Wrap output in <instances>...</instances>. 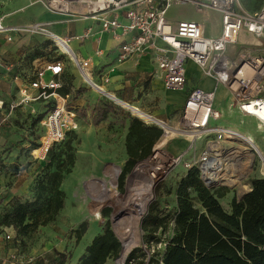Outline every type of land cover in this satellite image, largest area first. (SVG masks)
Instances as JSON below:
<instances>
[{
  "label": "built area",
  "instance_id": "obj_1",
  "mask_svg": "<svg viewBox=\"0 0 264 264\" xmlns=\"http://www.w3.org/2000/svg\"><path fill=\"white\" fill-rule=\"evenodd\" d=\"M40 1L48 10L60 12L69 11V8H60L62 2H68L70 7L87 5L79 18L99 22L103 31L115 33V30H120L121 34L129 36L117 44L116 62L150 54L167 89L183 90L187 82L185 65L189 61L194 63L202 78L210 80L213 85L210 89L195 87L188 92L177 121V131L190 139L185 153L194 150L202 136L210 134L213 138L205 142L199 156L186 166L196 167L202 184L209 189H235L247 169L252 168L256 157L263 165L264 177V156L253 139L239 130L218 124L221 114L216 108L217 89L223 87L230 99L229 107L242 117L252 118L256 128L264 129V0L255 11L245 9L240 0ZM94 2L101 4L89 7V3ZM179 4L190 5L205 16L215 13L219 33L209 35L206 24L201 20H170L167 17L169 8ZM90 33L88 28L80 35L61 37L49 31L43 22L8 26L0 19V35L5 41L11 42L16 36L23 35L47 36L56 47L57 55L68 58L91 89L117 104L131 107L104 90L109 80L106 73L92 72L90 61L79 58L71 49V39L82 42ZM63 68L61 60L44 59V65L36 70L33 80L18 90L17 99L5 103L0 97V111L12 112L35 101H43L47 105L38 120L41 131L38 146L31 151L38 161L45 158L52 144L64 138L69 128L77 125L76 113L68 108L67 98L56 93L61 86L59 76ZM150 121L164 134L166 128H170L162 120L152 118ZM248 153L253 155L252 161H249ZM1 173H5L3 167H0ZM11 176L17 177L16 174ZM3 184L0 199L7 195L4 191L10 183L6 177ZM9 230L0 232L6 242L14 238ZM10 257L16 258L14 254ZM1 264H5V260Z\"/></svg>",
  "mask_w": 264,
  "mask_h": 264
},
{
  "label": "rangeland",
  "instance_id": "obj_2",
  "mask_svg": "<svg viewBox=\"0 0 264 264\" xmlns=\"http://www.w3.org/2000/svg\"><path fill=\"white\" fill-rule=\"evenodd\" d=\"M8 1L10 0H0V18L6 13L7 5L5 4ZM240 1L248 11L257 10L263 2V0ZM40 4L42 5L41 1ZM68 8V12L51 11L70 14L73 15L74 18H78L79 14L85 11L83 6ZM167 17L172 21L182 19L201 20L206 24L209 35H216L219 33V21L215 13L210 12L205 16L197 12L195 8L190 5H172L167 12ZM4 21L7 22L8 20L5 19ZM37 40H40L39 45L41 42H47V47L43 49L44 54H52V57L60 56L57 55L56 52L50 51V48L53 50L54 47L51 45L52 41L47 36L40 35ZM60 60L63 62V66L70 65L72 67L70 68L74 70L75 81L73 90L77 88L84 89L76 98L73 94L74 91L71 90V94L68 98V101L74 107L77 125L76 128H69L66 131H71V152L74 163L71 167V172L63 177L59 186V188L64 191V206L52 220L48 221L44 226L40 224L37 225V227L27 235L20 236L18 242H6L1 239L0 264L3 260H5V264H60L59 260H63V264H76L77 244L75 243L74 230L83 220L88 222V231L82 240V244L88 243L95 235L101 233L106 221L109 222L110 228L121 243V238L117 234L116 226L111 219V215L124 208L126 212L119 215L116 220L125 218L126 214L130 211H128L129 206H124V204H127L126 202L132 203V201L134 202V200L143 196L141 186L143 182H145L143 177H147L144 172H140L138 177L132 178L131 176L127 181L125 177L122 190L118 188V176L122 168L121 161L125 157L124 136L126 128H123L119 124L109 123L110 119L96 126H92L89 117L78 115L77 109H88L92 99L97 97V93L82 81L80 75L75 71L68 58L62 56ZM187 69L189 84L187 83L184 90H188L191 87H201L202 83L200 84L198 82L202 77L198 70L191 65ZM225 92L223 87H218L217 103L219 102V104L216 108L221 114V119L218 124L237 128V130L245 135H249L257 145L262 156H264V129L256 128L251 120L229 109L228 105L230 99ZM117 94L123 96V93ZM146 104L151 107V110L162 109L166 105L165 97L162 95L153 99L149 98ZM131 105L136 106V104ZM42 109L43 107L39 106L34 114H41ZM140 110L142 111L143 109L139 106V111ZM124 111L136 116L129 108ZM149 114L152 115V113ZM152 116L161 119L170 129H168L166 134H164V132L162 133L161 137L153 145L149 156L154 153L153 150L158 143H160L159 149L167 154L169 158L172 156H180L181 153L186 150L190 140L186 134L177 131V129H179L177 128V121L180 116V109L172 110L169 115ZM138 118L141 119L140 117ZM141 120L146 124L154 125L151 121ZM35 121L34 115L31 117L30 114V117L27 116L25 119L23 118L18 121L17 128H3L4 130L0 128V137L6 134L5 141L2 143L0 142V167L4 168L5 177L11 176L12 174L17 175V177L13 179L14 190L12 194L9 193L5 195L7 200L14 196L16 199L23 202L25 200H33L39 194L37 183L42 181L46 174L45 165L47 160L37 161L33 158L32 152H30L32 144L38 141L39 135L41 134ZM2 132L4 134H2ZM212 138L210 134L202 136L201 139L197 140L194 150L186 152L177 163L171 164L168 167L164 178L158 183H155L151 188L148 203L138 219L135 232L137 242L131 246L121 263H116V261L121 253L122 243L118 256L108 259L105 264H151L152 262L154 264V262L158 260L166 239L172 233V213L176 206L175 190L177 183L189 169L186 164H190L193 159L197 158L203 150L205 142ZM67 153L68 151L64 149L62 144L57 145L55 147V162L52 161L48 171H54L57 165H61V161L65 162ZM166 160H168V158H166ZM262 172L263 165L260 159L256 157L252 168L247 169V172L235 186V189L232 191L229 189V191L219 199L221 206L225 210H228L231 200L233 198H240L243 190L250 188L251 178H264ZM107 190L116 191L120 199L118 198L112 203L107 202L100 204L99 198L97 197ZM4 203L5 202L0 203V211ZM152 206L155 208L157 207L159 212L165 213L168 216L166 218L167 222L164 231L160 229L156 232L153 235L151 243L148 244L149 237L142 229V220ZM7 208L8 207L5 206L4 210ZM105 208L110 209L109 215L106 217L101 215V211ZM122 219L120 221V226L123 224L126 225L125 220ZM9 231L11 236H13L14 231ZM52 240L54 241V245L50 248ZM11 254L16 256L14 260L11 259ZM129 256H132V258L127 262Z\"/></svg>",
  "mask_w": 264,
  "mask_h": 264
},
{
  "label": "trees",
  "instance_id": "obj_3",
  "mask_svg": "<svg viewBox=\"0 0 264 264\" xmlns=\"http://www.w3.org/2000/svg\"><path fill=\"white\" fill-rule=\"evenodd\" d=\"M46 44L47 42H41L42 48L38 49L36 57L60 60L61 55L52 57V54H44ZM51 45L54 48L53 50L50 48V51L55 52L56 47ZM70 67L64 66L59 76L61 86L56 89V93L66 97L68 108L74 110L68 101L75 81L74 70ZM73 91L76 98L84 89L77 88ZM45 106L47 105L44 103L43 111L39 115L29 112L31 117L34 115L37 127ZM123 109L119 104L100 94L92 99L88 109H77L78 115L89 117L91 124L97 125L110 119L109 123L127 126L124 136L126 158L118 176L119 190L123 188L126 175L135 164L151 154L153 145L163 133L158 126L146 124ZM70 134L71 131L66 132L61 141L52 144L45 158L40 160H47V163L46 174L43 180L37 183L38 196L23 202L14 196L8 200L5 197L1 199L0 203H5L0 211V232L4 229L14 231L12 242H18L20 236L27 235L37 225L44 226L63 208L64 191L59 186L63 177L71 172L74 163ZM60 144L68 151L65 162L61 161V165H57L55 170L50 172L48 169L52 161L55 162V147ZM37 146L38 141L32 144L30 152ZM228 191L226 187L206 188L199 178L197 168H189L176 186L172 233L166 239L163 250L154 264H264V178H251L250 190L240 198H233L229 209L225 210L219 199ZM5 206L8 207L6 210ZM109 211V208H105L101 215L106 217ZM167 216L159 212L157 207L152 206L149 209L142 220V229L149 237L148 244L156 232L160 229L164 231ZM87 229L86 220L78 224L74 230L76 244ZM120 247V241L106 221L102 232L93 237L78 257L76 264H105L108 259L118 256ZM131 258L132 256H129L127 262ZM59 263L63 264V260H59Z\"/></svg>",
  "mask_w": 264,
  "mask_h": 264
},
{
  "label": "crops",
  "instance_id": "obj_4",
  "mask_svg": "<svg viewBox=\"0 0 264 264\" xmlns=\"http://www.w3.org/2000/svg\"><path fill=\"white\" fill-rule=\"evenodd\" d=\"M5 5H7L6 13H4L0 19L8 26L43 22L46 24L49 31L61 37H74L80 35L89 28L91 33L87 38H84L82 42L73 38L69 45L79 58L90 61L92 72L99 71L107 74L109 80L108 83L104 85L105 91L111 93L116 99L131 107L139 110L140 106L143 109L140 111L148 114L152 118H155V116L152 115H169L174 109H180L181 112L186 95L193 87L188 90L183 89L180 91L165 88L162 79L157 74L156 64L150 54H145L138 58H129L120 63L116 62L117 44L121 40L129 37L128 35L121 34L120 30H115V33L112 31H103L99 22L89 18H74L70 14L45 10L47 8L40 4V0H10ZM5 19L8 21L5 22ZM121 20L123 21L122 18ZM39 37L40 35L16 36L13 41L7 42L4 37L0 35V97L5 103L17 99L18 90L23 86H27L29 82L33 80L36 70L44 65L45 58L36 57L35 55L38 49L42 48L41 45L39 46L40 40H37ZM190 65L200 73L199 68L194 63L190 61L187 62L185 65L186 85L189 80L187 68L190 67ZM48 76L49 75L46 74L47 78ZM198 83H202L201 87L206 89L212 88L213 85L210 80L204 78L200 79ZM96 93L100 94L99 92ZM117 93H123V96ZM162 95L165 97V107L151 110V107L146 104L147 99H153ZM217 99L218 95L216 94V107L219 104V102L217 103ZM131 104H136V106H132ZM43 105V101H35L18 107L12 112H8L6 109L0 111V128L2 130H4L3 128H17L20 119H25L29 112L34 114L39 106L43 107ZM119 105L124 109H128L121 104ZM228 108L231 109L229 105ZM41 111H43V109ZM234 111L237 112L236 110ZM149 113H152V115ZM244 118L253 122L250 117ZM91 125L96 126L94 124ZM126 127L125 125L123 128ZM234 129L237 130V128ZM2 134L4 133L2 132ZM5 136L6 134L0 137L1 143L5 141ZM125 158L126 156L121 161L122 165ZM6 179L10 184L6 186L7 189L5 188L4 195L9 193L12 194L14 190V177L8 176ZM4 181L5 177L3 173H1L0 189H4ZM249 190L250 188L243 191V193L245 194ZM87 231L77 243L76 261L84 252L85 247L90 244L93 239H90L88 243L82 244V240ZM1 239L2 237H0V241ZM50 245V248H52L54 245L53 240Z\"/></svg>",
  "mask_w": 264,
  "mask_h": 264
},
{
  "label": "bare ground",
  "instance_id": "obj_5",
  "mask_svg": "<svg viewBox=\"0 0 264 264\" xmlns=\"http://www.w3.org/2000/svg\"><path fill=\"white\" fill-rule=\"evenodd\" d=\"M81 1H85V0H81ZM100 4H101L100 2L89 3V7L93 6L92 8H95V7H98ZM86 6H84V7H86ZM68 7H70L68 2H62L60 4V8H62L64 10L67 9ZM70 8H75V7H70ZM129 109L145 121L152 120V118L150 116H148V114L146 115L145 113L137 110V108L129 107ZM168 129H170V128H166L167 131H168ZM159 145H160V143H158L155 146V148L153 150L154 153L151 156H149L145 160L139 162V164L138 163L136 164L132 178L138 177L140 172H142V173L144 172L145 176H147V177H143L145 182H143V184L141 186L142 190H143V196H141L140 198L137 197L138 199L134 200V202L132 201V203L126 202L127 204H124V206L125 205L129 206L128 211H130L128 214H126L125 218H123L125 220L126 225L123 224L124 226L123 225L120 226V224H121L120 221L122 218L116 220L119 217V215H122L123 213L126 212V210H124V208H123V210H120L119 212H116V213H112V215H111V219H112V221H114V225L116 226L117 234L121 238V243H122V249H121V253L119 256V263H121L124 260L127 253L129 252L131 246L137 242V236L135 235L136 224L138 222L140 215L143 213V211H144V209L148 203L151 188L155 185V183H158L159 181H161L164 178L166 170L168 169V167L171 164L177 163L180 160V158L182 157V155L185 154V151H184L183 153H181L180 156H177V157L172 156L169 158L167 156V154H165L164 152H162L159 149L160 148ZM166 158H168V160H166ZM248 159H249V161H252L253 155L248 153ZM167 161L170 163H168ZM133 195H135V194H133ZM97 198H99L100 204L107 203V202L112 203V202H115V200H117L119 198V194L116 191L107 190V191H105V193L103 192L102 194L98 195Z\"/></svg>",
  "mask_w": 264,
  "mask_h": 264
},
{
  "label": "water",
  "instance_id": "obj_6",
  "mask_svg": "<svg viewBox=\"0 0 264 264\" xmlns=\"http://www.w3.org/2000/svg\"><path fill=\"white\" fill-rule=\"evenodd\" d=\"M134 167H135V166H134ZM134 167H133V168L131 169V171L127 174V176H126V181L129 179V177H131V176L133 175ZM242 195H244V194H242ZM242 195H241V196H242ZM119 256H120V255H119ZM116 263H119V257H118Z\"/></svg>",
  "mask_w": 264,
  "mask_h": 264
}]
</instances>
